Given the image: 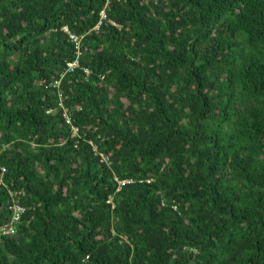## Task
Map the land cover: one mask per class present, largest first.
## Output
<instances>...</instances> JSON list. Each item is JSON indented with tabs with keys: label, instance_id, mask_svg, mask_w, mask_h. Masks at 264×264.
<instances>
[{
	"label": "trees",
	"instance_id": "16d2710c",
	"mask_svg": "<svg viewBox=\"0 0 264 264\" xmlns=\"http://www.w3.org/2000/svg\"><path fill=\"white\" fill-rule=\"evenodd\" d=\"M12 224L0 264H264V0H0Z\"/></svg>",
	"mask_w": 264,
	"mask_h": 264
},
{
	"label": "built area",
	"instance_id": "2783aa9c",
	"mask_svg": "<svg viewBox=\"0 0 264 264\" xmlns=\"http://www.w3.org/2000/svg\"><path fill=\"white\" fill-rule=\"evenodd\" d=\"M102 15H103V17H105L104 16V12H102ZM68 65V68L69 69H73L74 67H76L77 66V64L74 62V63H68L67 64ZM87 74L89 73V72H86ZM59 82H55V86L56 87H58L59 85ZM61 96V95H60ZM58 106L60 107V108H62L65 112H66V109H64V107H63V104L60 102L59 104H58ZM66 115V114H65ZM66 122L68 123V124H71L70 123V117H69V115H68V113H67V115H66ZM73 135L75 136V135H77V129L76 128H74L73 127ZM125 182H127V181H125ZM111 200H109V202H110ZM19 211H18V213H17V211H16V214H15V216H14V221L15 222H18V220H19V216H20V213L21 212H23L24 211V209L23 208H21V207H19L17 204H15L14 205ZM174 209H176L175 207H173ZM0 232H2L3 234H7L8 232H10L11 234H15L16 233V227H15V225H11V226H8V227H2L1 229H0Z\"/></svg>",
	"mask_w": 264,
	"mask_h": 264
},
{
	"label": "clouds",
	"instance_id": "9594fccd",
	"mask_svg": "<svg viewBox=\"0 0 264 264\" xmlns=\"http://www.w3.org/2000/svg\"><path fill=\"white\" fill-rule=\"evenodd\" d=\"M102 156V155H101ZM102 158H103V156H102ZM22 213V212H21ZM21 213H20V215H21ZM17 232V231H16Z\"/></svg>",
	"mask_w": 264,
	"mask_h": 264
},
{
	"label": "rangeland",
	"instance_id": "374dc122",
	"mask_svg": "<svg viewBox=\"0 0 264 264\" xmlns=\"http://www.w3.org/2000/svg\"><path fill=\"white\" fill-rule=\"evenodd\" d=\"M101 14H102V12H101ZM109 200H111V199H109Z\"/></svg>",
	"mask_w": 264,
	"mask_h": 264
}]
</instances>
